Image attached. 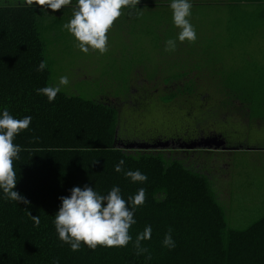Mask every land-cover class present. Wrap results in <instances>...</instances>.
<instances>
[{
    "label": "trees",
    "instance_id": "16d2710c",
    "mask_svg": "<svg viewBox=\"0 0 264 264\" xmlns=\"http://www.w3.org/2000/svg\"><path fill=\"white\" fill-rule=\"evenodd\" d=\"M229 4L236 13L239 5H251L253 16L264 21V0ZM20 5L21 0H0V111L6 108L16 119L32 117L13 140L21 149L13 161L14 190L30 203L6 201L0 192V264H264V214L245 227L232 226L212 176L190 162L191 151L140 147L160 142L124 139L112 102L63 90L52 103L37 95L36 89L54 83L47 14L42 6ZM41 60L47 63L43 72L37 71ZM121 159L125 164L117 173ZM129 170L144 173L147 181L132 183L124 176ZM84 185L101 195L118 186L126 201L145 189L126 247L93 251L81 243L73 252L57 238L59 198ZM146 226L151 239L141 242L147 251L138 255L134 243ZM169 230L176 245L171 250L162 245Z\"/></svg>",
    "mask_w": 264,
    "mask_h": 264
},
{
    "label": "rangeland",
    "instance_id": "374dc122",
    "mask_svg": "<svg viewBox=\"0 0 264 264\" xmlns=\"http://www.w3.org/2000/svg\"><path fill=\"white\" fill-rule=\"evenodd\" d=\"M74 2L46 16L53 82L65 75L63 91L117 105L124 139L221 134L225 149L188 152L190 162L212 176L232 226L264 214V21L244 15L236 25L229 0H192L197 40L166 52L180 31L170 0H136L107 33V51L85 54L63 28Z\"/></svg>",
    "mask_w": 264,
    "mask_h": 264
},
{
    "label": "clouds",
    "instance_id": "9594fccd",
    "mask_svg": "<svg viewBox=\"0 0 264 264\" xmlns=\"http://www.w3.org/2000/svg\"><path fill=\"white\" fill-rule=\"evenodd\" d=\"M136 0H75L72 10V18L63 25V28L76 41L79 51L87 54L90 50L104 54L107 51L108 35L114 22L121 16V9L127 8ZM73 3V0H21L22 7L33 9L34 6H42L40 11L50 15L52 12L65 8ZM172 10V23L180 29L175 39L165 41L164 50L173 52L176 50L177 41L186 40L194 43L197 33L190 22L192 15V0H170ZM47 63L41 60L37 71L43 72ZM67 76L62 75L52 85L36 89L37 95L47 97L52 103L57 94L69 85ZM32 117L24 116L16 119L5 108L0 111V192L6 201H15L18 204L30 202L14 189L16 188V172L13 169V161L19 159L20 146L13 143L14 138L27 130ZM125 161L121 159L114 167V171H123ZM124 176L130 178L132 183L143 184L148 177L139 170L125 171ZM68 196L60 197V207L54 216V227L57 238L62 244H67L70 250L75 252L81 248V243L90 250L95 251L97 246L104 248L126 247L132 240L129 229L136 223L135 211L145 203V189L139 188L134 196L127 201L122 198L118 186H113L106 195H101L93 187L84 185L74 186L69 190ZM34 226H39V218L32 216ZM151 226H146L142 233L137 234L134 247L137 254L147 251L141 247V242L151 239ZM162 245L169 250L175 248L171 230L162 241ZM151 257L149 256L148 259ZM58 264V262H54Z\"/></svg>",
    "mask_w": 264,
    "mask_h": 264
},
{
    "label": "flooded vegetation",
    "instance_id": "af4514ba",
    "mask_svg": "<svg viewBox=\"0 0 264 264\" xmlns=\"http://www.w3.org/2000/svg\"><path fill=\"white\" fill-rule=\"evenodd\" d=\"M202 134H203L202 130H199V131L196 130L195 131V129H192V130L183 131L182 134L179 133L178 136L173 137V138H169L167 140H164V139L162 140L161 138H155V139H152L149 141H150V143H155V142H160L161 144L162 143H168L169 147H172L173 149H176L175 147H177V149H180L182 151L196 152V151H201L202 148L217 149V148H215L216 147L215 146L216 141H214L213 138L215 136H221L222 137V135L218 134V135H215L214 137L212 136V138L204 139V138H202ZM193 144L195 145V147H193V148L187 147L188 145H193ZM225 147H226V141L224 139V145H222L218 149H225Z\"/></svg>",
    "mask_w": 264,
    "mask_h": 264
},
{
    "label": "water",
    "instance_id": "95a60500",
    "mask_svg": "<svg viewBox=\"0 0 264 264\" xmlns=\"http://www.w3.org/2000/svg\"><path fill=\"white\" fill-rule=\"evenodd\" d=\"M213 140L214 141H216L215 142V148H219V147H221L222 145H224V139L221 137V136H215L214 138H213ZM165 147V146H168V143H160V144H153V145H147V146H140V147H146V148H150V147H152V148H157V147ZM211 146V145H210ZM127 147H133V145H129V146H127ZM188 148H193V147H195V145L193 144V145H188L187 146Z\"/></svg>",
    "mask_w": 264,
    "mask_h": 264
},
{
    "label": "crops",
    "instance_id": "0c3cea01",
    "mask_svg": "<svg viewBox=\"0 0 264 264\" xmlns=\"http://www.w3.org/2000/svg\"><path fill=\"white\" fill-rule=\"evenodd\" d=\"M243 7H244V5L243 6L239 5L240 12L234 13V15H237V18L235 19V21H237L239 17L243 18L244 15H255L254 12H253L255 7L252 6L253 9L251 8L252 9L251 12L243 11ZM239 15H241V16H239Z\"/></svg>",
    "mask_w": 264,
    "mask_h": 264
}]
</instances>
